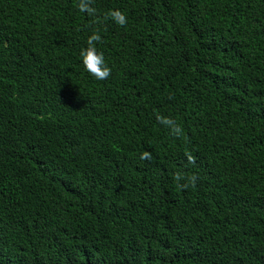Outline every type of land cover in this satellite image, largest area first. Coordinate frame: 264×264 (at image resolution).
<instances>
[{
  "label": "trees",
  "instance_id": "obj_1",
  "mask_svg": "<svg viewBox=\"0 0 264 264\" xmlns=\"http://www.w3.org/2000/svg\"><path fill=\"white\" fill-rule=\"evenodd\" d=\"M79 2L0 0V264H264V0Z\"/></svg>",
  "mask_w": 264,
  "mask_h": 264
},
{
  "label": "clouds",
  "instance_id": "obj_2",
  "mask_svg": "<svg viewBox=\"0 0 264 264\" xmlns=\"http://www.w3.org/2000/svg\"><path fill=\"white\" fill-rule=\"evenodd\" d=\"M79 9L82 12L88 14H94L95 9L91 7L90 0H80ZM109 16L117 24L123 26L127 23V17L125 13L119 9L111 10ZM102 39L99 31L93 32L87 38V46L81 50L82 62L85 70L90 73L97 80H106L112 73V68L108 64L103 50L98 49L97 43ZM158 119L162 124L169 127L172 134L180 136L183 133L182 126L176 122L173 118L159 116ZM151 155L148 152H144L141 159H150ZM194 179V177H193Z\"/></svg>",
  "mask_w": 264,
  "mask_h": 264
}]
</instances>
